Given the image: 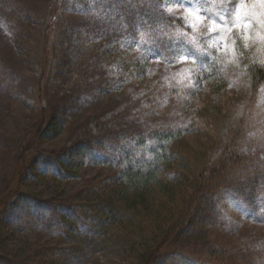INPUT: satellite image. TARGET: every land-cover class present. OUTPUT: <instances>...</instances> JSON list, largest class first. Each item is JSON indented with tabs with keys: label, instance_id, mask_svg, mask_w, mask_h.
Returning <instances> with one entry per match:
<instances>
[{
	"label": "rangeland",
	"instance_id": "rangeland-1",
	"mask_svg": "<svg viewBox=\"0 0 264 264\" xmlns=\"http://www.w3.org/2000/svg\"><path fill=\"white\" fill-rule=\"evenodd\" d=\"M11 1L0 0V202L16 186L20 149L34 136L42 108L58 129L31 156L25 196L1 211L11 232L0 237V264H121L116 247L87 252L90 201L127 168L151 161L166 144L159 138L178 133L192 158L216 155L209 151L229 141L236 154L225 159L206 204L160 264H264V85L252 102L246 73L264 62V4ZM97 47L114 53L112 60L98 61L94 52L82 58L81 50ZM211 75L227 77L228 119L242 121L230 132L200 103ZM70 153L82 166L69 180L61 168Z\"/></svg>",
	"mask_w": 264,
	"mask_h": 264
},
{
	"label": "trees",
	"instance_id": "trees-1",
	"mask_svg": "<svg viewBox=\"0 0 264 264\" xmlns=\"http://www.w3.org/2000/svg\"><path fill=\"white\" fill-rule=\"evenodd\" d=\"M11 4L18 6L17 0L11 1ZM53 30L50 22L45 28L46 43L49 42ZM85 52L96 53L98 61L112 60L114 57V53L103 47H97L96 50L84 48L81 50L82 58H85ZM44 53L49 64L51 53L46 48ZM45 68L37 79L39 92L45 76ZM217 69V66L212 68L214 74ZM246 71L250 100L255 102L264 85V62H253ZM226 81L227 77L217 79L213 75L208 76L206 84L200 91L199 99L205 112L215 122L225 124V129L230 132L236 123L242 124V121H236L233 117L228 119ZM37 100L41 99L38 97ZM40 117L41 122L34 136L20 149L19 165H17L19 173L15 180L17 183L14 188L6 192L5 198L0 202V215L8 204L25 196L22 192L29 187L27 179L32 165L31 156L37 146L58 129L56 120L48 119L43 108ZM166 136L167 134L159 138L166 144L158 154L151 157V161L146 159L149 162L145 160L140 165L127 168L117 185L94 196L90 201L89 208L93 218L92 228L89 230L91 236L86 242V247L87 252L93 256L108 248L116 247L118 255L122 258L118 260L121 264L166 262L170 251L174 249L176 238L188 228L196 212L206 204L209 183L221 178L225 159L230 160V157L236 154L232 147L234 141H229L225 148L219 144L216 150L209 151V154L215 152L216 155L192 158L191 153L185 152L180 147L184 136L180 133L177 136ZM154 137L158 138V135ZM166 141L171 142L173 146L170 147ZM83 151L79 148L74 153L80 156ZM66 156L69 159L62 164L61 169L65 170L70 180L82 166V160L75 159L72 153ZM215 156L216 165L211 168V159ZM2 223L0 216V237L5 238L10 235L11 230ZM73 228L75 232L76 225ZM84 254L87 253H81L80 256L77 254L76 257L83 262L84 258L81 256Z\"/></svg>",
	"mask_w": 264,
	"mask_h": 264
},
{
	"label": "snow or ice",
	"instance_id": "snow-or-ice-1",
	"mask_svg": "<svg viewBox=\"0 0 264 264\" xmlns=\"http://www.w3.org/2000/svg\"><path fill=\"white\" fill-rule=\"evenodd\" d=\"M259 2L264 4V0H259ZM212 31H215V25H213Z\"/></svg>",
	"mask_w": 264,
	"mask_h": 264
}]
</instances>
